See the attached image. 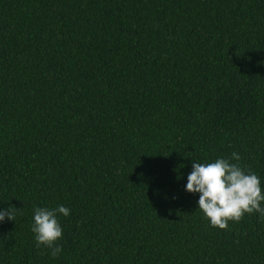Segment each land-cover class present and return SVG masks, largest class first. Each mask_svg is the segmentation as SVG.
<instances>
[{
  "label": "trees",
  "instance_id": "trees-1",
  "mask_svg": "<svg viewBox=\"0 0 264 264\" xmlns=\"http://www.w3.org/2000/svg\"><path fill=\"white\" fill-rule=\"evenodd\" d=\"M233 151L264 183V0H0V264H264V218L185 191Z\"/></svg>",
  "mask_w": 264,
  "mask_h": 264
},
{
  "label": "clouds",
  "instance_id": "clouds-1",
  "mask_svg": "<svg viewBox=\"0 0 264 264\" xmlns=\"http://www.w3.org/2000/svg\"><path fill=\"white\" fill-rule=\"evenodd\" d=\"M241 155L233 151L228 158L217 157L212 162L193 160L185 191L199 194L198 209L212 227L228 229L229 222H239L246 214L264 218V183L261 177L239 163ZM182 179V177H178ZM15 206L0 208V223L16 221ZM71 209L63 204L55 207H34L31 231L38 248L50 250L58 258L63 247V227L60 216L68 217Z\"/></svg>",
  "mask_w": 264,
  "mask_h": 264
}]
</instances>
